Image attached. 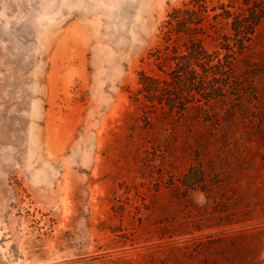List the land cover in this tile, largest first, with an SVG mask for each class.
<instances>
[{"label": "rangeland", "instance_id": "rangeland-1", "mask_svg": "<svg viewBox=\"0 0 264 264\" xmlns=\"http://www.w3.org/2000/svg\"><path fill=\"white\" fill-rule=\"evenodd\" d=\"M244 1L203 0L209 51ZM186 6L0 0V264H264V19L234 88L180 116L141 88Z\"/></svg>", "mask_w": 264, "mask_h": 264}, {"label": "trees", "instance_id": "trees-1", "mask_svg": "<svg viewBox=\"0 0 264 264\" xmlns=\"http://www.w3.org/2000/svg\"><path fill=\"white\" fill-rule=\"evenodd\" d=\"M192 6L176 8L167 21L165 52L161 53V70L169 78L142 73L143 92L152 107L156 101L165 112L184 115L190 108L205 111L206 106L225 96L234 88L236 78L235 52L245 53L253 40L256 27L264 19V0H245L241 12L224 7L222 15L232 17L235 45L227 44V51H209L203 42L202 25L206 7L203 0H191ZM234 3V2H233ZM234 6V4H232ZM169 67V70L166 69ZM154 109V108H153Z\"/></svg>", "mask_w": 264, "mask_h": 264}]
</instances>
